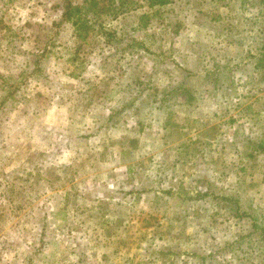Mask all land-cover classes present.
Listing matches in <instances>:
<instances>
[{"label":"rangeland","instance_id":"rangeland-1","mask_svg":"<svg viewBox=\"0 0 264 264\" xmlns=\"http://www.w3.org/2000/svg\"><path fill=\"white\" fill-rule=\"evenodd\" d=\"M62 2L0 0V264H264V0Z\"/></svg>","mask_w":264,"mask_h":264},{"label":"trees","instance_id":"trees-1","mask_svg":"<svg viewBox=\"0 0 264 264\" xmlns=\"http://www.w3.org/2000/svg\"><path fill=\"white\" fill-rule=\"evenodd\" d=\"M169 0H63L60 4L61 14L60 21L67 22L72 27V36L75 37L79 51L85 44L90 43V39L95 34H101L109 38L110 30L106 29L101 24L103 15H111L115 17L120 12H123L124 6L131 3L132 9L138 5L144 4L148 8H153L159 5H166ZM127 7V6H126ZM76 45V44H75ZM78 53H74L72 61L75 62ZM259 66H264V45L257 58ZM191 99V96H189ZM257 149L264 150V144H259ZM123 153V151H122ZM227 202L235 204V210L238 211L237 198L233 196H225ZM240 216L247 215L245 212H239ZM256 224H253L255 226Z\"/></svg>","mask_w":264,"mask_h":264}]
</instances>
